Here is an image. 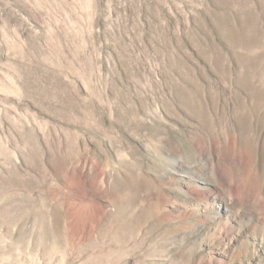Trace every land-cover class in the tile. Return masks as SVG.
I'll use <instances>...</instances> for the list:
<instances>
[{
  "label": "rangeland",
  "instance_id": "374dc122",
  "mask_svg": "<svg viewBox=\"0 0 264 264\" xmlns=\"http://www.w3.org/2000/svg\"><path fill=\"white\" fill-rule=\"evenodd\" d=\"M0 264H264V0H0Z\"/></svg>",
  "mask_w": 264,
  "mask_h": 264
}]
</instances>
